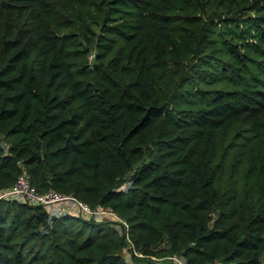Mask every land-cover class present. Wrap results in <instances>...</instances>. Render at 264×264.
Returning a JSON list of instances; mask_svg holds the SVG:
<instances>
[{
  "label": "trees",
  "instance_id": "1",
  "mask_svg": "<svg viewBox=\"0 0 264 264\" xmlns=\"http://www.w3.org/2000/svg\"><path fill=\"white\" fill-rule=\"evenodd\" d=\"M21 171L128 227L0 198V264H263L264 0H0Z\"/></svg>",
  "mask_w": 264,
  "mask_h": 264
},
{
  "label": "built area",
  "instance_id": "2",
  "mask_svg": "<svg viewBox=\"0 0 264 264\" xmlns=\"http://www.w3.org/2000/svg\"><path fill=\"white\" fill-rule=\"evenodd\" d=\"M0 198H15L30 204L41 205L49 216L74 212L85 218L93 217L100 221L104 218L103 216L106 215L105 217H110L115 220L114 223L111 222V224H115V227L118 225L116 228L119 229V231L122 225L126 229L128 227L126 221L110 207L98 205L95 208H91L88 204L79 200L71 193L65 194L52 189L44 192L38 191L31 184L29 174L25 171H21L17 175L12 186L0 192ZM167 258L173 264H185V260L179 255H171Z\"/></svg>",
  "mask_w": 264,
  "mask_h": 264
},
{
  "label": "rangeland",
  "instance_id": "3",
  "mask_svg": "<svg viewBox=\"0 0 264 264\" xmlns=\"http://www.w3.org/2000/svg\"><path fill=\"white\" fill-rule=\"evenodd\" d=\"M106 216V215H105ZM105 216H103L104 218L102 219V220H100V221H110V222H112V223H114V221L115 220H113V219H111L110 217H105ZM116 227H118V225H116ZM129 255H128V253L126 252V258L128 259L129 257H128ZM129 260V259H128ZM262 263L264 264V255H263V258H262ZM170 264H172V262H170Z\"/></svg>",
  "mask_w": 264,
  "mask_h": 264
}]
</instances>
